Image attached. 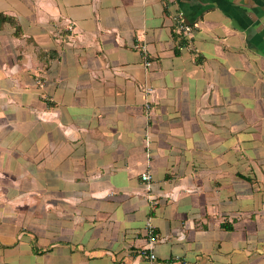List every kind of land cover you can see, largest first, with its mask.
Masks as SVG:
<instances>
[{"label": "crops", "instance_id": "crops-1", "mask_svg": "<svg viewBox=\"0 0 264 264\" xmlns=\"http://www.w3.org/2000/svg\"><path fill=\"white\" fill-rule=\"evenodd\" d=\"M2 15L0 264H264V0Z\"/></svg>", "mask_w": 264, "mask_h": 264}, {"label": "built area", "instance_id": "built-area-1", "mask_svg": "<svg viewBox=\"0 0 264 264\" xmlns=\"http://www.w3.org/2000/svg\"><path fill=\"white\" fill-rule=\"evenodd\" d=\"M194 28H196L194 25L191 26V25L186 24V23H179L178 24V31H180L182 33V35L184 34V36L191 35L194 32ZM136 46L140 47L144 51H146V49H147L146 45L137 44ZM146 65L147 66L151 65V62L149 60H147L146 61ZM152 91H153L152 87L146 86V92L147 93H151ZM146 106H147V108H149V104L148 103H146ZM142 179H143V181H146L147 187L149 188L150 182L152 180L151 173L149 171H145L142 174ZM148 227H149L150 233H151L150 242L154 243L158 239V235L155 233V230L153 229V226L150 223H149ZM144 253H147V252L144 251ZM148 256H149V258L151 260H154L155 257H156L154 252H149Z\"/></svg>", "mask_w": 264, "mask_h": 264}, {"label": "trees", "instance_id": "trees-1", "mask_svg": "<svg viewBox=\"0 0 264 264\" xmlns=\"http://www.w3.org/2000/svg\"><path fill=\"white\" fill-rule=\"evenodd\" d=\"M5 17L2 15V17H0V19H4Z\"/></svg>", "mask_w": 264, "mask_h": 264}]
</instances>
